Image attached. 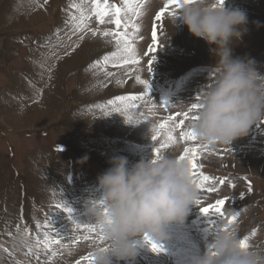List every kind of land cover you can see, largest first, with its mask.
Returning a JSON list of instances; mask_svg holds the SVG:
<instances>
[{
    "label": "rangeland",
    "instance_id": "374dc122",
    "mask_svg": "<svg viewBox=\"0 0 264 264\" xmlns=\"http://www.w3.org/2000/svg\"><path fill=\"white\" fill-rule=\"evenodd\" d=\"M73 3L86 15L93 8V0H0V264H86L83 257L105 242L83 240V230L73 221L94 223L86 208L102 197L97 177L114 157L127 158L129 167L154 159L153 126L188 111L202 87L215 78L214 46L191 35L179 21L172 26V15L158 24L159 49L148 73L145 52L152 25L167 0H141V15L129 14L140 28L134 42L140 63L115 68L95 63L116 51L114 39L103 36L115 31V24L110 17L100 24L91 15L88 29L74 35L66 23L69 13L79 15L70 7ZM108 3L123 7V0ZM224 7L243 10L248 17L246 34L236 42L233 55L252 59L264 73V0H224ZM137 75L150 83V97L131 110L133 122L119 113L105 115L98 106L118 96L143 94ZM165 102L171 111L160 105ZM190 123L176 129V143L162 154L179 157L185 147L204 145L180 139ZM198 163L203 174L227 182L216 184L218 190L212 193L197 189L201 205L193 204L182 224L166 228L167 239L158 243L161 252L138 238L135 260L113 264H192L206 254L221 226L264 247V121L231 145H207ZM217 199L226 200L225 218L203 215L200 207ZM63 201L72 209L71 219L54 207ZM236 213V222L226 225V218ZM182 231L186 238L180 241ZM45 232L63 237L60 245L52 246L55 256L37 245ZM74 233L81 236L78 243L72 242Z\"/></svg>",
    "mask_w": 264,
    "mask_h": 264
},
{
    "label": "clouds",
    "instance_id": "9594fccd",
    "mask_svg": "<svg viewBox=\"0 0 264 264\" xmlns=\"http://www.w3.org/2000/svg\"><path fill=\"white\" fill-rule=\"evenodd\" d=\"M170 20L172 26L179 21L191 35L214 46L211 50L217 58L215 78L202 87L197 119L189 125L197 140L231 145L247 136L257 122L264 121V73L252 59L233 55L236 42L247 31L246 12L221 6L219 0H194L182 5ZM109 163L97 177L100 201L86 208L87 217L103 226L105 245L93 252L94 264L134 261L138 238L148 236L157 243L167 239L166 228L182 224L200 198L187 159L161 154L131 167L125 157H114ZM242 239L235 229L221 226L206 254L192 264H264V247L250 243L243 247Z\"/></svg>",
    "mask_w": 264,
    "mask_h": 264
},
{
    "label": "snow or ice",
    "instance_id": "6c2138e0",
    "mask_svg": "<svg viewBox=\"0 0 264 264\" xmlns=\"http://www.w3.org/2000/svg\"><path fill=\"white\" fill-rule=\"evenodd\" d=\"M47 0H45V3ZM194 0H167V3L163 5L161 10L155 15V22L152 25L151 30V44L148 46L145 56L148 57L147 60V71L149 74L152 73V65L156 59L155 53L159 49V40H158V24L163 20L166 15L174 16L180 7L184 4L192 3ZM221 6L224 4V0H219ZM141 0H123V7H117L116 5H110L108 0H93V8L89 15H86L83 11L81 5L71 4L70 7L76 9L79 15H74L69 13V20L66 23L72 25V33L75 35L77 33H84L88 29V20L91 15H94L100 24H105V17H110L111 23L115 24V31H104L103 36H111L116 44V51L112 52L111 55H105L102 60L96 61L97 67L107 68L109 65L112 67H121L123 65H137L140 63V60L136 54L134 47V42L137 39V34L140 32L138 24L132 22L131 19L127 17L131 14L132 17H139L141 15L142 8ZM131 29V31H130ZM92 35H96V32L93 31ZM83 37L81 36V39ZM105 75H111V73H105ZM137 83L144 85L143 94L140 96H118L114 100H109L107 105H100V107L105 115H110L112 113H119L126 117L129 123L133 122V113L132 109H138L141 102L148 103L146 97H150V83L147 80L141 79L140 76L135 77ZM200 97L197 96L194 103L191 104L190 108L186 112L176 113L175 115H169L167 118L158 124H155L152 128V140L156 142L157 147L154 151V158H159L162 154V150L168 149L171 145L176 143V136L174 135L176 129H183L185 122L188 120L194 121L197 119L195 113L200 109L199 104ZM166 110L171 111V105H168L166 102L160 104ZM156 105L153 104L154 108ZM110 109V110H109ZM151 110V109H150ZM142 117L143 114L140 113ZM182 117V118H181ZM175 122V123H173ZM136 123L139 124L140 120L137 119ZM180 139L186 142H195L197 138L192 131L188 129L186 131L181 130L179 133ZM58 151H62L58 147ZM207 150V145L185 147L183 149V154L179 156L181 160L187 159L191 167V178L192 182L198 190L206 191L209 193L216 192V184H225L227 181L224 179L217 180L215 177H210L203 174L201 171L202 165L198 163L201 158L202 152ZM235 187V185H233ZM248 191H252L251 185L248 187ZM102 207H104L105 215H107L106 207L103 205V202H99ZM197 205H201V200L196 201ZM226 200L217 199L215 204H209L208 206H201L200 211L205 216L221 217L225 218V209ZM56 209L60 212H64L66 216L71 219L72 209L66 207L64 201L58 202L54 205ZM239 213L232 215L230 218H226V225L230 226L234 224L237 220ZM51 221L44 225L45 228H49ZM77 230L82 229L84 232L83 240H92L93 243H103L104 234L103 226L97 225L95 223H75L73 221ZM94 234V236H93ZM255 230L252 232V235L255 236ZM63 237H59L55 233L54 236L50 235L48 232H45L44 239L42 241L38 240L37 245H41L46 252H51L52 256L56 255V252L53 250V245H60ZM73 243H78L81 239V236L73 234L72 237ZM249 237L245 236L241 240V245L243 247L248 246ZM144 242L150 245L151 250L155 253L161 252L162 246L157 242L152 241L148 236L144 237ZM107 251V249H104ZM32 251L31 246H29V252ZM39 259V257H37ZM83 261L86 264H94V258L92 254L83 257ZM77 264H83L82 261H77Z\"/></svg>",
    "mask_w": 264,
    "mask_h": 264
},
{
    "label": "bare ground",
    "instance_id": "6f19581e",
    "mask_svg": "<svg viewBox=\"0 0 264 264\" xmlns=\"http://www.w3.org/2000/svg\"><path fill=\"white\" fill-rule=\"evenodd\" d=\"M139 76V75H138ZM43 77V76H42ZM41 113V112H40ZM43 113V112H42ZM42 121V120H41ZM39 140V139H38ZM180 241H183V238H186V236L183 234V231L180 233ZM185 242V241H184Z\"/></svg>",
    "mask_w": 264,
    "mask_h": 264
}]
</instances>
